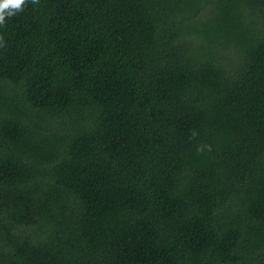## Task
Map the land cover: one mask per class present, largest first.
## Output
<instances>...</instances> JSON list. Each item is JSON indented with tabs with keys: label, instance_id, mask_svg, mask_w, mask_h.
I'll return each instance as SVG.
<instances>
[{
	"label": "trees",
	"instance_id": "obj_1",
	"mask_svg": "<svg viewBox=\"0 0 264 264\" xmlns=\"http://www.w3.org/2000/svg\"><path fill=\"white\" fill-rule=\"evenodd\" d=\"M0 36V264H264V0H28Z\"/></svg>",
	"mask_w": 264,
	"mask_h": 264
},
{
	"label": "clouds",
	"instance_id": "obj_2",
	"mask_svg": "<svg viewBox=\"0 0 264 264\" xmlns=\"http://www.w3.org/2000/svg\"><path fill=\"white\" fill-rule=\"evenodd\" d=\"M27 2L28 0H0V25L5 24L6 17H12L18 12L23 11ZM31 3L34 5L39 4V0H31ZM3 39V36H0V42H2ZM0 46L3 45L0 44ZM193 135L195 136V133H193ZM203 150V146L197 149L198 152H202Z\"/></svg>",
	"mask_w": 264,
	"mask_h": 264
}]
</instances>
